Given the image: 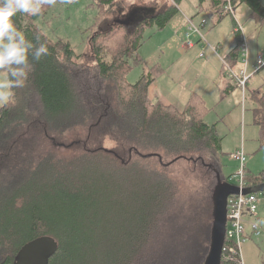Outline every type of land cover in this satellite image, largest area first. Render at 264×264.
<instances>
[{"label": "trees", "instance_id": "1", "mask_svg": "<svg viewBox=\"0 0 264 264\" xmlns=\"http://www.w3.org/2000/svg\"><path fill=\"white\" fill-rule=\"evenodd\" d=\"M113 1H95L100 11L94 22L101 10L117 9ZM171 1L175 5H161L137 21L115 18L98 27L84 53L37 26L49 8L40 16L13 18L28 39L39 35L50 54L32 63L15 102L0 107V264H12L22 244L44 234L59 244L49 264H204L213 193L228 180L219 158L221 137L215 124L203 120L210 109L195 93L181 110L153 102L149 86L160 72L154 66L144 67L133 83L126 78L129 59L142 63L143 30L163 28L177 11L179 0ZM225 2L207 1L216 21L229 14ZM230 2L234 8L245 3L264 20L260 0ZM117 29L123 45L107 61L102 44L114 41ZM239 38L230 51L233 62ZM249 98L264 144V81L249 90ZM182 159L203 185L181 189L168 169ZM245 180L247 186L264 183V168ZM220 264L239 262L221 258Z\"/></svg>", "mask_w": 264, "mask_h": 264}, {"label": "rangeland", "instance_id": "2", "mask_svg": "<svg viewBox=\"0 0 264 264\" xmlns=\"http://www.w3.org/2000/svg\"><path fill=\"white\" fill-rule=\"evenodd\" d=\"M95 1L98 0H72L67 5L57 3L56 7L49 8L42 17L37 18L36 24L48 37L67 40L77 53H84L89 37L98 27L106 28L115 18L130 17L135 14L132 13L133 8L148 15L149 12H156L161 5L169 2L175 5L171 0H114L112 4H115L113 6L117 9L110 11L109 8L106 12L101 10L100 18L94 22L100 11ZM207 1L204 0L201 9L199 0H179L176 5L177 11L163 28L159 29L154 25L145 28L144 41L139 49L142 63L134 64L129 59L133 67L126 78L131 83L135 82L146 66L150 69H159L163 78L171 76L173 79L170 81L178 84V88L176 87L178 91H181L179 88H183L187 91L200 92L206 103L213 107V111L207 113L205 117L206 122L217 121L218 124L221 137L219 158L223 173L229 175L238 170L240 165L231 157V152L245 144L244 170L246 176L251 177L264 168V144H261L259 129L252 121L253 102L249 98V90L260 86L264 81V67L252 72L243 93L238 86H234L223 92L224 96L221 98L220 88L216 83L219 77L227 79L229 76L230 70L226 64L235 72L244 66L241 53L235 62L229 57L239 38L233 20L241 26L246 39L249 73L253 71L257 54L264 57V20L261 21L251 14L245 3H240L234 8V16L226 14L216 21L217 17L213 15L214 11L208 6ZM260 1L264 4V0ZM135 16L139 17L137 14ZM202 18L206 19V24L200 29L203 35L200 36L189 29L187 19L198 25ZM123 35L122 30H113L111 38L114 41L102 44L103 48L106 47L105 60H110L111 54L123 45ZM187 40H191L194 46L189 47ZM210 45L218 52L210 54L208 51ZM177 52H181V57L175 56ZM199 52H203L201 56L197 55ZM3 75L4 73L0 72V78ZM56 143L55 146H59V142ZM104 146L111 147L112 143L106 140ZM58 148L61 151L67 150L63 146ZM168 170L173 178L175 176L183 191L187 185L193 189L204 184L188 160H179ZM258 196L261 200L255 213V221L261 233L240 244L239 255L242 264H264V192H258Z\"/></svg>", "mask_w": 264, "mask_h": 264}, {"label": "clouds", "instance_id": "3", "mask_svg": "<svg viewBox=\"0 0 264 264\" xmlns=\"http://www.w3.org/2000/svg\"><path fill=\"white\" fill-rule=\"evenodd\" d=\"M72 0H59L67 5ZM58 0H0V107L15 102L16 90L26 87L32 63L48 56L46 42L39 35L35 42L26 37L14 21L17 15L30 17L43 15L45 8H54ZM159 9V7H157ZM209 53L215 48L209 46ZM257 65L264 66V57L257 58Z\"/></svg>", "mask_w": 264, "mask_h": 264}, {"label": "built area", "instance_id": "4", "mask_svg": "<svg viewBox=\"0 0 264 264\" xmlns=\"http://www.w3.org/2000/svg\"><path fill=\"white\" fill-rule=\"evenodd\" d=\"M222 7L223 11L234 16V6L230 0H226ZM187 21L189 29L193 32H197L200 36H203L200 29L206 24L205 18H202L198 25L193 23L190 19H187ZM237 32H239V39L242 41L240 53L244 66L240 68L238 72L233 71L228 64H226V66L229 67L230 70L228 76L229 80L234 85L238 86L243 93L246 88V82L252 75V72L257 71L262 66L257 65L256 63L257 58L262 56H257L253 66V71L248 73L246 68V64L248 62L247 46L244 33L242 32V28L239 24H237ZM187 36H189V34H187ZM187 43L189 47H193L194 45L191 40H187ZM215 51L217 52L216 49ZM202 53L203 52H200L199 55L201 56ZM231 157L239 163L240 167L236 172L228 175V180L226 182L237 186L239 188V192L231 194L227 198L225 237L221 250V258L232 259L236 257L239 264H242L239 255L240 244L248 241L251 237L259 236L261 233L260 228L255 221V213L261 199L258 196V192L242 193V189L247 187L244 170L246 156L243 148L240 147L232 152Z\"/></svg>", "mask_w": 264, "mask_h": 264}, {"label": "water", "instance_id": "5", "mask_svg": "<svg viewBox=\"0 0 264 264\" xmlns=\"http://www.w3.org/2000/svg\"><path fill=\"white\" fill-rule=\"evenodd\" d=\"M239 188L227 182H220L213 193V222L211 243L204 264H220L221 250L225 237L226 203L231 194ZM264 192V183L247 186L242 193ZM59 248L58 241L51 235L37 236L20 246L14 255L12 264H49Z\"/></svg>", "mask_w": 264, "mask_h": 264}, {"label": "crops", "instance_id": "6", "mask_svg": "<svg viewBox=\"0 0 264 264\" xmlns=\"http://www.w3.org/2000/svg\"><path fill=\"white\" fill-rule=\"evenodd\" d=\"M59 3V1H58ZM203 4V3H202ZM209 6V5H208ZM201 7V5H200ZM203 7H201L202 9ZM186 18V16H185ZM237 24L234 26V29H235V32H237ZM239 33V32H238ZM240 36V35H239ZM246 41V39H245ZM194 44V43H193ZM194 46V45H193ZM216 51H214L215 53ZM218 52V51H217ZM216 52V53H217ZM200 53V52H199ZM199 53L197 54L198 56ZM260 55L259 53L257 54V56ZM176 57H181V52H177V55H175ZM257 58V57H256ZM256 61V60H255ZM255 63V62H254ZM254 66V64H253ZM145 68H148L145 66ZM246 68H248V62L246 64ZM164 72V71H163ZM172 71H169V73H171ZM248 72V70H247ZM252 72V71H251ZM161 71L156 75L155 79L152 81V83L150 84L149 86V95H150V98L152 99V101L154 102L155 100L156 101H161L162 103L164 104H170V105H173L174 107H176L177 109L181 110L183 109L186 104L188 103L191 95L193 93L197 94V96H199V99L202 101V104L204 105L205 108H208L210 109V113L213 111V107L212 106H209L206 101H205V98H202V94H200V92H195V91H187V90H184L183 88H179L181 91H178L176 89V87L178 86L177 83H173L171 82L170 80H172L173 78L169 75H167V77L163 78L161 77L160 74ZM249 73V72H248ZM177 77V76H176ZM175 77V78H176ZM168 78V79H167ZM179 79V78H178ZM176 79V80H178ZM179 82V81H178ZM219 88H220V91H219V94L221 96V98L224 96V93L223 92H227L228 89L236 86L234 85L230 80L229 78L227 77L224 78V79H221V77H219V79H217V83ZM178 88V87H177ZM208 112V113H209ZM209 113V114H210ZM207 116V113L206 114H203V120L206 122L205 120V117ZM252 121H253V115H252ZM217 121L215 122H206L207 124H215V127L218 130V124L216 123ZM218 135L220 136L219 132H218ZM244 146V148H243ZM243 148V150L245 149V144H241V146ZM239 147V148H240ZM237 150V149H235ZM235 150H233L232 152H234ZM231 152V153H232ZM245 152V151H244Z\"/></svg>", "mask_w": 264, "mask_h": 264}, {"label": "flooded vegetation", "instance_id": "7", "mask_svg": "<svg viewBox=\"0 0 264 264\" xmlns=\"http://www.w3.org/2000/svg\"><path fill=\"white\" fill-rule=\"evenodd\" d=\"M132 13H135V14L139 15V17H136L135 14H132L130 17L125 16L123 19H125L126 22L133 21V20L134 21H137L138 19H140L141 17H143L141 14H143L145 16L144 12L139 13V12H136V11H132ZM148 16H149V14H148Z\"/></svg>", "mask_w": 264, "mask_h": 264}]
</instances>
